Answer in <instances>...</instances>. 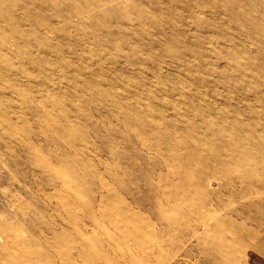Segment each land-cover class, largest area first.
<instances>
[{"label":"rangeland","instance_id":"obj_1","mask_svg":"<svg viewBox=\"0 0 264 264\" xmlns=\"http://www.w3.org/2000/svg\"><path fill=\"white\" fill-rule=\"evenodd\" d=\"M262 253L264 0H0V264Z\"/></svg>","mask_w":264,"mask_h":264},{"label":"bare ground","instance_id":"obj_2","mask_svg":"<svg viewBox=\"0 0 264 264\" xmlns=\"http://www.w3.org/2000/svg\"><path fill=\"white\" fill-rule=\"evenodd\" d=\"M230 184V183H229ZM228 183H226L225 184V186L223 185V187H221V188H224V190H226L227 191V189H228V185H229ZM255 186H257V185H255ZM253 188V187H252ZM245 189V193L247 194L249 191H250V188H249V186L248 187H245L244 188ZM244 191V190H243ZM252 194L253 195H258V193H257V190H255V188H253L252 189ZM258 202H260V200H257ZM257 207V205H255L254 203H253V201L249 204V206H248V210H247V212H248V216H245V214H243L242 215V217H243V220H248V219H250V221H251V223L250 224H252V223H255V224H258L259 223V221H257L256 219H255V217H254V213H251L252 212V210H253V212H255V208ZM228 213H230V215L231 216H226L225 218H223V220H227V222H226V227H227V231H226V237H225V239H224V241H223V245H226V246H229L230 248H231V246L235 243L234 242V240H235V238L234 237H236V233L234 232V229H235V227H237L238 225H237V223H236V221L232 218L233 217V213H234V211L233 210H230ZM202 226H203V228H204V231H207V227H209L210 225L206 222V221H204L203 219H201V223H200ZM254 231L255 230H253L252 228H249L248 229V233L250 234V235H255V233H254ZM232 238V239H231ZM220 246V244H218L216 247L218 248ZM256 250V249H255ZM259 253H261L260 251H259ZM262 255L264 256V254L262 253Z\"/></svg>","mask_w":264,"mask_h":264}]
</instances>
